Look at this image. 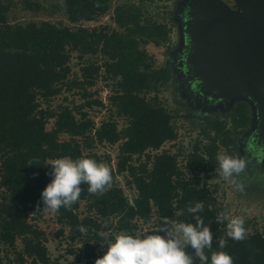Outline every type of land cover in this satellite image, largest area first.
<instances>
[{"label":"trees","instance_id":"16d2710c","mask_svg":"<svg viewBox=\"0 0 264 264\" xmlns=\"http://www.w3.org/2000/svg\"><path fill=\"white\" fill-rule=\"evenodd\" d=\"M151 1L154 0H22L28 9L49 6L64 12L75 24L112 11L113 25L72 27L48 20L11 22L13 2L0 0V242L9 249L3 254L0 245V264H50L44 232L30 221V216L43 212L37 206L42 208L41 193L53 179L50 160L91 158L102 163L96 154L85 152L88 138L100 143L121 141L119 171L130 172L137 194L131 200L117 185L91 194L88 185L82 184L80 198L71 209L61 207L57 212L78 235H83L79 227H85L87 242L95 239L97 244H103L105 237L92 228H99L96 220L80 219L81 200H90L103 216H118V229L126 231L133 228L134 219L149 218L153 207L162 224L165 218L195 223L188 209L200 202L203 211L197 215L213 232L212 248L206 249L209 257L224 251L234 264H264V231H246L242 241L228 238L227 226L217 222L212 192L187 178L174 154H156L150 171L137 173L133 165H128L134 155L159 150L166 141L178 137L173 113L159 95L170 83L173 70L169 65L157 66L155 56L147 49L149 44L169 43L172 28L151 12ZM73 51L82 57H102V63L84 67L85 76L93 80H88L87 85L92 86L101 72L104 80L114 83L110 101L120 115L129 119L122 129L116 122L107 121L94 130L93 121L83 109L78 118L70 106H61L58 111L42 106L44 101L50 102L64 90L76 87L81 88L84 98H93L89 106L103 105L101 98L88 92L83 81L71 79ZM250 111L249 104L240 101L232 110L231 123L219 116L208 119L202 129L206 142L192 154L189 169L215 171L219 169L218 155L235 157L234 134L249 124ZM51 118L55 122L49 129ZM63 133L70 138L62 139ZM211 177H220L219 172ZM159 228L150 229L146 235ZM18 240L23 244L21 250L17 248ZM221 240L226 241L224 248L219 246ZM104 250L97 258L107 248Z\"/></svg>","mask_w":264,"mask_h":264},{"label":"rangeland","instance_id":"374dc122","mask_svg":"<svg viewBox=\"0 0 264 264\" xmlns=\"http://www.w3.org/2000/svg\"><path fill=\"white\" fill-rule=\"evenodd\" d=\"M192 0H154L148 2L150 10L155 13L157 19L164 20L171 28L172 34L170 42L162 46L154 44L147 45L148 51L155 56L156 65H169L173 70V76L170 83L163 88L159 95L162 102L170 112L173 113V125L177 130L178 137L174 141H166L159 150H148L143 154H136L130 161L137 173L142 171H150L152 169L153 158L158 153H171L177 158V164L194 183H200L202 187L208 188L213 197H215L214 207L219 213L225 216L235 217L243 216L245 220V229L251 233L257 229L264 231V142L260 141L256 136L259 130V116L257 110L249 97H235L233 102L225 100L221 97L209 95L206 90L198 85L197 79L193 78V70H187L186 64L189 56V47L184 34L187 27L186 21L190 20L187 15L188 5ZM232 10H237L235 0H218ZM13 5L9 12V20L11 22L27 23L29 21L48 20L59 25L86 27H98L104 24H112L111 14L99 16L94 20L82 21L80 23H72L67 15L61 11H55L47 6L46 9H28L22 0H12ZM98 62L102 63L101 56H84L82 57L78 51L72 52L70 61L71 79L83 81L89 93L94 98L99 97L103 101V105L89 106L88 102L92 101V97H85L81 88L68 91L64 90L55 96L50 102L44 101V108L50 107L58 111L61 106H70L75 109V115L80 118L83 113H87V118L93 121L94 130L100 127L104 122L114 121L119 129L125 127L128 118L120 115L116 107L111 103L110 97L114 95L115 86L111 81L103 78L102 72L98 74L92 86L87 84L93 80L86 77L84 67L87 64ZM103 71V69L101 70ZM89 80V82H88ZM246 101L251 109L250 122L247 126L240 129L238 134L234 135L235 157H247L252 161L248 170L238 177L243 183L244 190H237L231 183L223 177H211L215 171L207 172L199 168L190 170L192 154L199 151V147L206 142L202 132L206 121L215 116H219L231 123V113L233 108L240 102ZM79 105H84L80 108ZM55 119L51 118L47 124L51 129L54 126ZM91 133V132H90ZM91 134H94L92 132ZM62 139L70 138L67 133L61 134ZM88 144L85 152L96 154L102 163L113 168L115 176L109 186L117 185L122 187L125 193L132 198L137 194V190L133 184V177L128 170L119 171L118 161L120 160L121 141L115 144L100 143L93 138H88ZM54 160H50V164ZM218 172V169L217 171ZM80 219L90 217L96 220L99 228L92 225L93 229H97L99 233H106L105 242L97 244V241H86L87 235H78L76 231L66 222L61 220L59 213L52 211H43L39 215H31L30 221L41 231L44 232L45 244L50 264H91L95 263L98 255L102 254L107 246L114 242L116 236L120 234H130L137 237L146 236L148 231L154 227L162 225V218L157 212V208L153 207L151 216L147 219L136 218L133 220V228L129 231L118 229V216L111 214L103 216L96 209L90 200H81L78 210ZM169 225H178L179 221L167 219ZM223 226H227V221L222 222ZM89 243V246L88 244ZM3 254L8 248L0 242ZM18 250L23 249L20 240L17 242ZM9 250V249H8ZM199 264V262H197Z\"/></svg>","mask_w":264,"mask_h":264},{"label":"clouds","instance_id":"9594fccd","mask_svg":"<svg viewBox=\"0 0 264 264\" xmlns=\"http://www.w3.org/2000/svg\"><path fill=\"white\" fill-rule=\"evenodd\" d=\"M219 175L230 180L239 191L244 185L238 179L245 173L252 163L247 157H234L228 154L217 156ZM52 181L41 193L42 211L56 212L61 207L71 209L82 192L81 185H88V192L95 194L103 192L112 182L110 167L105 163H98L91 158L72 160L58 158L50 164ZM217 169H215V172ZM188 211L193 215L195 223L181 222L178 225H169L164 219L156 233L143 237L130 234H120L114 242L107 246L102 257L95 260V264H234L233 258L224 251L213 252L211 256L206 253L213 244V232L197 213L203 211V204L198 202ZM217 222L227 221L226 236L235 241L246 238L245 220L243 216L228 217L224 213L217 215ZM81 233L87 231L79 227ZM106 237V233H98ZM220 248L226 246L221 240ZM191 249V253L187 249Z\"/></svg>","mask_w":264,"mask_h":264},{"label":"water","instance_id":"95a60500","mask_svg":"<svg viewBox=\"0 0 264 264\" xmlns=\"http://www.w3.org/2000/svg\"><path fill=\"white\" fill-rule=\"evenodd\" d=\"M235 2L237 10L218 0L189 3L186 67L209 95L230 102L249 97L260 120L256 136L264 142V0Z\"/></svg>","mask_w":264,"mask_h":264},{"label":"flooded vegetation","instance_id":"af4514ba","mask_svg":"<svg viewBox=\"0 0 264 264\" xmlns=\"http://www.w3.org/2000/svg\"><path fill=\"white\" fill-rule=\"evenodd\" d=\"M239 132H240V131H239ZM239 132H238V133H239ZM238 133H235V134H238ZM235 134H234V135H235ZM234 140H235V139H234Z\"/></svg>","mask_w":264,"mask_h":264}]
</instances>
